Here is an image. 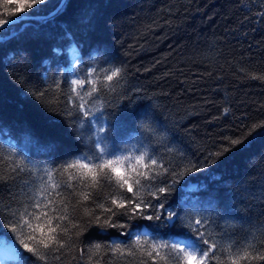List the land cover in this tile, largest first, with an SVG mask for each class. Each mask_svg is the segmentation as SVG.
<instances>
[{
    "label": "trees",
    "instance_id": "obj_1",
    "mask_svg": "<svg viewBox=\"0 0 264 264\" xmlns=\"http://www.w3.org/2000/svg\"><path fill=\"white\" fill-rule=\"evenodd\" d=\"M0 244L264 264V0H0Z\"/></svg>",
    "mask_w": 264,
    "mask_h": 264
},
{
    "label": "rangeland",
    "instance_id": "obj_2",
    "mask_svg": "<svg viewBox=\"0 0 264 264\" xmlns=\"http://www.w3.org/2000/svg\"><path fill=\"white\" fill-rule=\"evenodd\" d=\"M124 156L120 155L117 157L118 164H121L123 162H125V160H128L127 158H123ZM3 246V247H2ZM14 250L12 247L4 245V244H0V262L4 259H9L14 257L13 254Z\"/></svg>",
    "mask_w": 264,
    "mask_h": 264
},
{
    "label": "bare ground",
    "instance_id": "obj_3",
    "mask_svg": "<svg viewBox=\"0 0 264 264\" xmlns=\"http://www.w3.org/2000/svg\"><path fill=\"white\" fill-rule=\"evenodd\" d=\"M3 247V246H2Z\"/></svg>",
    "mask_w": 264,
    "mask_h": 264
}]
</instances>
